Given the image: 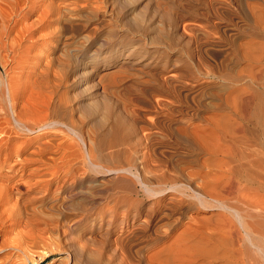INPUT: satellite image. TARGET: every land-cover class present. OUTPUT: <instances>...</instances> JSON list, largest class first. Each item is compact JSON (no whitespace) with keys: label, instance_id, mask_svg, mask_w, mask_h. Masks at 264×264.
<instances>
[{"label":"bare ground","instance_id":"6f19581e","mask_svg":"<svg viewBox=\"0 0 264 264\" xmlns=\"http://www.w3.org/2000/svg\"><path fill=\"white\" fill-rule=\"evenodd\" d=\"M55 2L0 0V64L6 66L9 60L12 62L7 78L0 79V170L4 167L7 172L24 170L25 163L36 161L39 158L35 155L43 156L49 149L51 153V148H57L56 152L63 150L56 157L58 160L79 158L80 154L74 150L80 148L84 154L75 163L82 164L84 172L108 178L99 182L102 185L92 179L95 188L89 195L90 200L78 218L73 214L66 221L74 218L77 223L86 222L85 227L97 232L102 242L108 240L116 228L117 233L121 232L117 243L123 250L130 252L136 247L141 253L150 248L146 259L160 263L264 264V11L256 5L249 6L253 22L245 35L248 40L235 50L233 66L239 68L240 65L236 74L227 75L223 68L209 64L206 70H174L170 74L173 81L155 79L150 82L154 85L146 88L150 97L160 91L158 87H166L170 101L165 104L152 98L142 99L140 113L147 111L152 116L151 125L163 133L164 139L152 140L143 146L132 128H122L115 110L104 101L99 111L110 123L106 127L102 117L88 114L87 122L93 131L92 146L88 148L83 125L73 119L66 96L55 92L66 74L53 69V64L69 59L55 49L40 47V43L34 41L36 33L26 25V13L41 10L32 25L44 17H55L62 29V45H58V49L74 45L76 33L72 18L58 2L56 7ZM88 40L71 54L72 60L82 67V77L95 76L119 59L112 57L114 52L98 35ZM95 41L99 45L94 49ZM3 50L11 51V57L4 56ZM48 51L53 55L50 58H46ZM149 52L150 59L136 57L134 63L143 61L144 67H155L162 52L156 47ZM130 56L131 51L124 58ZM107 57L109 59L105 60ZM37 60L42 65L34 72L35 80L30 81L33 76L26 73V65ZM243 63L247 66L242 67ZM50 71L53 77L48 81ZM204 78L208 80L203 81ZM42 85L52 88L48 98L40 95ZM25 136L27 139L21 142ZM13 156L22 161L21 166L16 168L12 164ZM73 165L70 162L63 174L78 175ZM1 183L2 230L12 211L11 207L7 208L9 204L5 207L7 184ZM25 183L27 185V181ZM65 186L62 184V188ZM132 195L137 199L130 197ZM100 201L108 204L99 208ZM63 205L70 208L66 203ZM15 219L12 221L16 224ZM1 230L0 249H3L8 239ZM13 238L10 239L13 241Z\"/></svg>","mask_w":264,"mask_h":264},{"label":"rangeland","instance_id":"374dc122","mask_svg":"<svg viewBox=\"0 0 264 264\" xmlns=\"http://www.w3.org/2000/svg\"><path fill=\"white\" fill-rule=\"evenodd\" d=\"M57 2L63 11L68 12L75 25L76 42L74 45L69 44L58 49L60 47L58 45H62V29L56 23L55 17H44L37 23L38 26L37 24L32 25L34 17L40 14L41 10L26 13V25L30 31L36 33L37 40L34 38L33 40L37 41V44L40 43V47L47 50L55 49L63 58L69 59L64 62L57 61L53 64L55 67L52 66L59 73L66 74L61 87L56 88L55 92L66 96L64 97L66 105L68 104L67 107L73 119L77 124L83 125V137L88 148L92 146L90 138L93 133L92 127L87 122L88 114L102 117V123H105L106 127L110 123L99 111V106L104 101L111 104L115 115L121 120L122 128H132L135 138L140 139L143 146L152 140L164 139L163 133L151 125L152 116L147 111H144L143 114L140 113L142 99L152 98L163 101L165 104L170 101L166 87H158L157 89L160 91L150 97L146 89L148 86L154 87L150 82L155 79L173 81L174 77H170V74L174 70L189 71L193 68L206 70L209 64L223 68L227 75L229 73L230 75L236 74L240 65L239 68L233 66L235 50L239 49L241 43L248 40L249 37L245 35L249 33V25L253 22L249 6L256 5L264 11V0H56V7L58 6ZM156 16L161 19L157 20ZM55 26L58 28L56 29ZM38 35H40L39 38H37ZM95 35L102 38L105 45L111 48L112 53L114 52L112 57H119V59L109 69L101 71L95 76L88 74L82 77L80 74L82 67L72 60L71 54L81 44H87L88 39ZM98 45L95 41L94 49ZM154 47L162 52L155 67H144L143 61L134 63L139 57L142 60L150 59L152 54L149 51ZM129 51L132 56L124 58V55ZM2 52L4 56L10 55L11 57L12 55L11 51L3 50ZM50 52L46 53V58L53 56ZM108 59L107 57L105 60ZM9 62L10 64L6 66L0 64V79L7 78L8 68L12 64L10 60ZM41 63L37 60L26 65L28 68L26 73L30 77L33 76L29 78L30 81L35 80L33 79L36 76L34 72L40 69ZM241 66L247 65L243 63ZM161 69L163 70L159 72ZM51 72L47 74L48 81H51L53 77ZM204 80L208 79L204 78ZM43 86L44 88H42ZM50 89L52 88H45V85H42L40 95L47 97L51 92ZM64 90L66 93L63 92ZM55 92L53 95L56 99ZM57 133L62 134L61 132ZM58 137L61 136L56 138ZM26 139L25 136L20 141ZM55 149L57 150V148H51V153L48 152L50 149L45 151L43 156L35 155L36 159H39L25 163L24 170L21 168L18 172H7L5 167L0 170V183L5 181L9 190L6 192L8 202L5 203V205H9L8 207L4 206L11 207L12 211L11 218L5 223L8 224H4L2 230L0 228L1 232L5 233L4 235L1 233V236L8 239L7 243H10L11 240L10 245L13 244L22 249L19 251L13 245L12 247L6 243V246L0 249V264H169L171 262L160 263L159 260H150L149 257L146 259V255L151 253L150 248H145L141 253L137 251L136 247L130 252L123 250L117 243V236L121 232L117 233L116 228L112 231L113 233L111 232L108 240L102 242L97 232L91 230L90 227H85L86 222L77 223L74 218L66 221L67 217H71L73 214L77 215L76 218L79 217L82 208L90 200L89 195L95 188L94 184L102 185L103 183L99 182L105 181V178L108 177L84 172L83 165L75 163L81 159V154H84L82 149L75 147L74 153L78 151L79 158L64 160L56 158L63 150L60 149L57 153ZM65 151L69 152V150ZM54 152L56 153L54 154ZM16 158V156L12 157V164H15L17 168L21 166L22 161L19 162L20 159L16 160ZM15 160L18 162L14 163ZM69 160L72 165L74 164L78 173L75 177L63 174L70 165ZM59 170L62 171L59 172ZM55 178L57 179L55 180ZM92 179L97 182L93 183ZM79 180H81L80 183ZM25 181H27V185ZM3 182L1 184H4ZM62 184L67 187L62 188ZM76 184L78 186L73 188L72 185ZM130 197L137 199L135 195ZM64 203L70 208L64 207ZM111 203L113 204V202ZM106 204L108 202L101 203L100 201L97 206L100 208ZM17 212L21 213L20 216ZM27 216H31L28 217L30 221L32 219L35 221L29 222L28 219L26 220ZM14 218L17 220H14L16 224L12 221ZM10 238H13V241ZM15 239L16 245L14 244Z\"/></svg>","mask_w":264,"mask_h":264}]
</instances>
